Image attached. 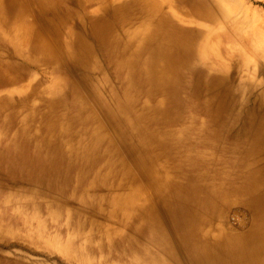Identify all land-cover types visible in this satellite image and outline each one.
I'll return each mask as SVG.
<instances>
[{
	"label": "bare ground",
	"instance_id": "bare-ground-1",
	"mask_svg": "<svg viewBox=\"0 0 264 264\" xmlns=\"http://www.w3.org/2000/svg\"><path fill=\"white\" fill-rule=\"evenodd\" d=\"M225 4L0 0V176L38 189L25 235L81 260L264 264V91L231 82L264 42L225 32ZM47 189L123 230L37 203Z\"/></svg>",
	"mask_w": 264,
	"mask_h": 264
},
{
	"label": "rangeland",
	"instance_id": "rangeland-1",
	"mask_svg": "<svg viewBox=\"0 0 264 264\" xmlns=\"http://www.w3.org/2000/svg\"><path fill=\"white\" fill-rule=\"evenodd\" d=\"M225 3L226 4L224 6L227 10H230L231 13L227 18L225 15L217 13L218 17L221 19L220 27L227 33H235V31H238L243 34L244 37L247 36L248 39L254 38L255 34H258L260 36V41L264 42V0H225ZM236 24H240V26H236ZM211 26L215 27L213 25ZM242 40L236 37L234 45H237V47L242 49L244 47ZM255 42L258 43V40H255ZM224 43L225 45L228 44L227 42ZM245 52V56L249 60L250 64L248 67H242L241 69L243 70L241 73L236 71V76L233 73L231 75V82L234 84L243 83L248 87L247 89L249 91L250 98L254 99V95H258L264 91V44L263 51L260 53V56L255 55L250 50ZM14 59L18 62H23L20 58L15 57ZM38 68V66H34L32 69L33 75H35L38 79L43 78V80H46L47 84H49L51 73L48 71V74H45ZM248 78L250 80H248ZM0 181H2L0 183L2 198L11 196L17 201L16 204L10 203L7 207H0L1 214L5 213L7 210L6 225L9 227L8 229L15 228L10 231H0V264H118L114 259L108 258L103 260L102 256H104V254H101L100 251L93 253L91 255L92 258L90 259H77L74 256L63 252L58 247L50 246L44 243L45 241L38 242L34 237L25 235V232L20 230V228L23 227L21 221L22 215H20L17 210L20 209L21 212H23V206L21 205L24 202L31 200L30 191H37L38 189L32 186H26L21 182H7V184H3L1 176ZM40 191L42 196H37V203H56L64 206L65 208L80 211L84 218L92 217V220H95L108 228L123 230L120 223L117 220L109 219L107 217L108 215H102L99 217V215L95 213L100 211L99 208L93 212L92 209L81 200L80 194L82 191H79L75 198H64L62 195L48 189ZM98 192L100 194L106 193L105 190H98ZM25 212L26 214L31 215L30 210ZM45 217H47V215L43 214L42 219L45 220ZM10 218H13L14 221ZM17 221L19 222L17 223ZM36 221L41 220L37 218ZM91 222L93 223V221L88 222L87 229L90 228ZM55 233L56 232L53 233L50 230L45 234L50 235ZM60 234L63 237H68V229H64L63 233ZM103 250L107 251L106 248Z\"/></svg>",
	"mask_w": 264,
	"mask_h": 264
}]
</instances>
